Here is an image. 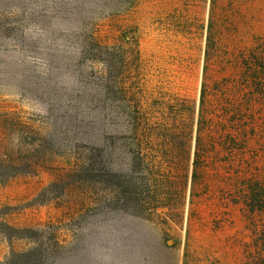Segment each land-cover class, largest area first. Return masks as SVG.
I'll list each match as a JSON object with an SVG mask.
<instances>
[{"label":"rangeland","instance_id":"obj_1","mask_svg":"<svg viewBox=\"0 0 264 264\" xmlns=\"http://www.w3.org/2000/svg\"><path fill=\"white\" fill-rule=\"evenodd\" d=\"M68 6L71 0H0V19L14 18L16 11L24 9L26 24L36 31L32 43L45 42L43 46L51 50L68 29L70 14L64 13ZM127 8L97 23L98 40L107 44V54L102 51L99 57L109 62L111 116L130 107L126 119L133 123L130 130L145 155L131 157L133 168L128 173L138 178L133 202L159 208L151 215L135 216V245L119 239L121 247L116 242L107 264H183L185 260L188 264H264V214L257 213L251 222L237 187L238 177L264 181V96L259 100L256 85L242 77L248 57L264 62V0H136ZM93 66L104 70L100 62L93 61ZM253 66L261 72L259 63ZM204 84L214 140L208 146V175L197 185L191 204L195 148L190 164L176 166L177 151L168 129L175 128L184 138L193 124L196 135ZM239 102L251 115L245 124L250 140L247 158L234 161L231 153L236 151L222 149L225 139L221 137L225 129L233 131L236 115L234 109H227V114L223 103L236 106ZM213 105L219 110L214 111ZM44 123L45 113L37 101L17 92L14 82L0 85L1 151L15 165V178L0 185V264H7L12 245L26 249L31 235L26 228L65 221L71 202L80 201L73 197L69 203L68 192L75 194L79 185L71 180L66 190L62 185L41 197L42 190L70 166L63 157L45 164L40 155L33 156V140L44 131ZM163 124L167 131L160 127ZM145 158L153 160V169ZM150 179L152 187L147 183ZM125 186L120 191L107 185V199L113 203L109 218L115 222L121 217L114 212V201L127 196L129 184ZM155 190L171 194L154 202ZM122 191L126 195L121 196ZM54 195L60 199L46 200ZM133 247L140 253H134Z\"/></svg>","mask_w":264,"mask_h":264},{"label":"trees","instance_id":"obj_2","mask_svg":"<svg viewBox=\"0 0 264 264\" xmlns=\"http://www.w3.org/2000/svg\"><path fill=\"white\" fill-rule=\"evenodd\" d=\"M135 2L126 0L123 6V0H71L72 6L64 11L66 17L70 14V19L66 21L68 29L51 50L43 46L45 42L32 43L33 32L36 31L26 24L27 13L24 9L16 11L14 18L0 19V85L16 83L17 92L37 101L45 113L44 131L40 132L38 139L33 140V156L40 155L45 164L63 157L70 164L68 172L42 190L41 197L57 187H65L66 190L71 180L79 185L75 194L68 192L69 203L73 197L80 198V201L75 199V202H71L68 221L40 223L26 228L31 234L26 239V249L19 250L12 245L14 249L5 260L7 264H107V255L112 258L115 254L116 242L118 249L121 242L135 245L133 239L138 238L133 227L135 216L151 215L159 208L148 207L151 205L149 203L147 206L133 202L136 197V186L133 185L138 184V178L128 173L133 168L131 157L134 154L145 155L143 150L139 152L141 144H136L135 132L130 130L133 123L126 119L130 107L119 109L116 117L111 116L114 109L111 107L109 62L107 57H99L102 51H107V44L105 46L98 40L95 31L98 22L107 20L111 14L127 10L129 6L132 8ZM93 61L104 66L103 72L95 70ZM245 62L243 80L250 79L256 85L257 98L262 100L264 62L256 57H248ZM258 63L261 72L253 66ZM207 92V85L204 84L196 135L193 124L184 133V138L175 128L173 131L168 129L178 152H175V158L179 161L175 163L176 166L190 164L195 148L191 204L197 185L203 182L210 169L208 146L214 140V125L212 116L206 111ZM223 107L227 114V109L235 110L232 113L236 115V122L232 125L231 133L223 129L221 139H225V142L222 149L233 148L236 151L231 153L234 161L243 157L246 159L250 134L245 124L250 122L248 119L251 115L243 110L244 105L240 102L236 106L223 103ZM211 108L219 110L217 105ZM147 126L151 127V124ZM160 127L167 131L166 125ZM145 159L153 169V160ZM244 164L247 168L251 166L247 160ZM14 166L12 159L3 158L0 145V185H6L15 178ZM147 183L154 186L151 179ZM126 184H129L127 196L124 197L122 191L123 198L117 196L114 201V212L121 217L115 222L109 218L108 209L113 203L107 199V185L118 187L121 191ZM237 187L246 214L254 222L257 213L264 214V181L253 179L250 175L238 177ZM154 193L159 196L152 198L157 199L154 202L164 194H171L156 190ZM57 199L60 197L54 195L46 200L53 202ZM189 244L190 234L186 251ZM133 252L139 254L140 250L133 247ZM183 264H188L187 260Z\"/></svg>","mask_w":264,"mask_h":264}]
</instances>
